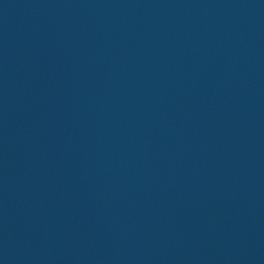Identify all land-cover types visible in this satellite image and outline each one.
Listing matches in <instances>:
<instances>
[{
  "label": "water",
  "instance_id": "1",
  "mask_svg": "<svg viewBox=\"0 0 264 264\" xmlns=\"http://www.w3.org/2000/svg\"><path fill=\"white\" fill-rule=\"evenodd\" d=\"M0 264H264V0H0Z\"/></svg>",
  "mask_w": 264,
  "mask_h": 264
}]
</instances>
